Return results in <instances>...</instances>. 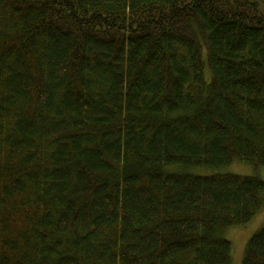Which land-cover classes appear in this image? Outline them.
I'll list each match as a JSON object with an SVG mask.
<instances>
[{
    "label": "trees",
    "instance_id": "16d2710c",
    "mask_svg": "<svg viewBox=\"0 0 264 264\" xmlns=\"http://www.w3.org/2000/svg\"><path fill=\"white\" fill-rule=\"evenodd\" d=\"M260 2L0 0V264H231L264 207L217 172L264 169Z\"/></svg>",
    "mask_w": 264,
    "mask_h": 264
},
{
    "label": "rangeland",
    "instance_id": "374dc122",
    "mask_svg": "<svg viewBox=\"0 0 264 264\" xmlns=\"http://www.w3.org/2000/svg\"><path fill=\"white\" fill-rule=\"evenodd\" d=\"M258 10L260 13L264 14V2L259 3ZM188 171L189 173L195 175H211L215 172V170L211 169H190ZM217 172L236 175L258 176L264 181L263 168L254 169L242 163H233L225 168L218 170ZM263 224L264 207L253 217V219L248 224L240 227L229 228L224 232L223 236L231 244V264H241L246 243L263 226Z\"/></svg>",
    "mask_w": 264,
    "mask_h": 264
}]
</instances>
